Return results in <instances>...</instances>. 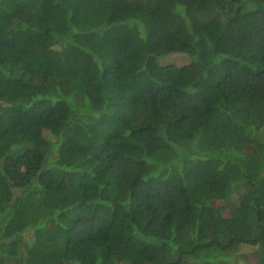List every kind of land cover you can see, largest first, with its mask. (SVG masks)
I'll return each mask as SVG.
<instances>
[{
  "label": "trees",
  "instance_id": "obj_1",
  "mask_svg": "<svg viewBox=\"0 0 264 264\" xmlns=\"http://www.w3.org/2000/svg\"><path fill=\"white\" fill-rule=\"evenodd\" d=\"M250 254L264 0H0V264Z\"/></svg>",
  "mask_w": 264,
  "mask_h": 264
},
{
  "label": "rangeland",
  "instance_id": "obj_2",
  "mask_svg": "<svg viewBox=\"0 0 264 264\" xmlns=\"http://www.w3.org/2000/svg\"><path fill=\"white\" fill-rule=\"evenodd\" d=\"M164 61V60H163ZM168 61H171V62H174V63H178V64H180V63H185V62H188L189 61V59L186 57V56H183L182 54H180V53H174V54H171V55H168L167 57H166V61L165 62H168ZM242 249L243 250H247V247L246 246H242ZM245 256V255H244ZM255 257V256H254ZM250 258H251V262H252V264H254L256 261H255V259L254 258H252V254H250ZM249 258V259H250ZM248 258L246 257V260H247ZM230 260H232V262L233 261H235L236 263H241V260H240V258H238V260H236V258L234 259V258H231ZM119 264H125V263H123V262H121V263H119Z\"/></svg>",
  "mask_w": 264,
  "mask_h": 264
}]
</instances>
